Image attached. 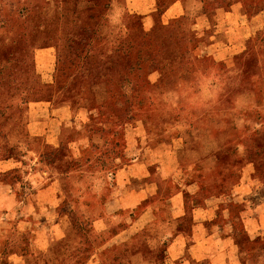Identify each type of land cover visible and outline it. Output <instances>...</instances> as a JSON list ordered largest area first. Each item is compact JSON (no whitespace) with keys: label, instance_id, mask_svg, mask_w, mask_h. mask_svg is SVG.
Instances as JSON below:
<instances>
[{"label":"rangeland","instance_id":"374dc122","mask_svg":"<svg viewBox=\"0 0 264 264\" xmlns=\"http://www.w3.org/2000/svg\"><path fill=\"white\" fill-rule=\"evenodd\" d=\"M2 160L0 264H264V0H0Z\"/></svg>","mask_w":264,"mask_h":264},{"label":"crops","instance_id":"0c3cea01","mask_svg":"<svg viewBox=\"0 0 264 264\" xmlns=\"http://www.w3.org/2000/svg\"><path fill=\"white\" fill-rule=\"evenodd\" d=\"M175 4V3H174ZM174 6V5H173ZM176 6V5H175ZM172 9V8H171ZM170 10V9H169ZM168 10V11H169ZM180 13V12H179ZM179 15V14H178ZM241 41H243V40H241ZM237 44L236 43H233V45H232V43H229L228 45H227V49L232 53V52H237L236 50H235V46H236ZM225 48V49H226ZM224 49V48H223ZM223 49H221V51H223ZM52 119H53V122H51V125L49 126L51 129H56V133L58 132V134H59V132H60V127H59V124H60V122H58V120H57V118H51V121H52ZM38 123H40L41 124V122L40 121H37ZM48 126V125H47ZM50 128H49V130H50ZM43 130H45V133H46V128L45 129H43ZM41 134V133H40ZM10 162V160H2V161H0V166H3V165H5L6 163H9ZM178 194H180L181 195V192H179ZM140 202V200L139 199H137V200H135L131 205L133 206L134 205V203H136V204H138ZM173 242H171V243H169V246L172 244ZM225 244H229V242L228 243H225ZM183 246H189V247H191V246H194V244H192V243H188V242H186V240H184V242H183ZM207 249H209V248H207ZM209 251V250H208ZM219 253L218 252H214V254L213 255H207V258L208 257H212L213 256V258L215 259V263L216 262H220L221 260L220 259H218L217 258V256H219L218 255ZM192 259H194V261H195V257H194V254H192ZM204 257H205V255H204ZM213 258L212 259H209V261L211 262L212 260H213ZM171 260V258L169 257V253H168V251H167V254H166V257H165V259L164 260ZM222 259V258H221ZM204 260L206 261L207 259L206 258H204ZM214 262H211V263H214ZM192 262H191V260L189 259V258H187V259H184L183 260V263H179V264H191Z\"/></svg>","mask_w":264,"mask_h":264}]
</instances>
